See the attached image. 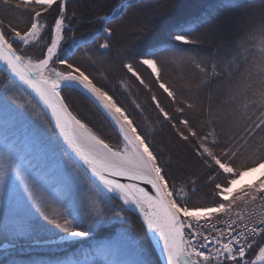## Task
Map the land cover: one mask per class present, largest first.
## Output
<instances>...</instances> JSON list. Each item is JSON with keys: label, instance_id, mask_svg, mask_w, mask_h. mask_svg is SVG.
I'll return each instance as SVG.
<instances>
[{"label": "rangeland", "instance_id": "1", "mask_svg": "<svg viewBox=\"0 0 264 264\" xmlns=\"http://www.w3.org/2000/svg\"><path fill=\"white\" fill-rule=\"evenodd\" d=\"M19 1L32 8L34 16H40L58 5L62 6L63 14L68 0ZM147 1L129 5L123 1V5L113 14L120 16L118 22L108 24L114 16L103 17L104 25L92 31L89 39L76 41L69 51L60 46L64 41L63 32L66 27L61 15L54 28L52 44L41 60L22 54L9 37L7 41L12 43L25 60L40 63L52 53L51 49L54 50L57 26L58 23H63L59 45L45 70L46 77L62 80L75 74L82 82L99 91L103 100L115 109L147 149L159 178H162V185L181 215V224L185 229L202 222L206 223L202 227L204 231H208L209 222L219 224L220 221L223 223L230 220L237 227L248 223L249 231H239L243 233L244 238L242 244H236L235 251L225 249L211 252L210 257L201 259L202 261L193 258L191 260L189 256V264H258V259L264 251V162L240 172L227 188L219 191V196L216 197L218 201L213 202V205H185L184 199L190 194L180 187L170 188L155 156L125 112L109 94L98 88L95 82L70 62L81 46L94 41L97 43L99 40L102 45H106V40L109 39L115 41L114 45L120 46L125 52H137L146 45V40L157 33L162 34L164 30L173 29L176 12L196 2ZM221 14L203 23L191 36H181L179 31H175L177 35L171 40L189 44L200 39L203 46H217L218 42L226 41L241 32L245 33L263 21L264 2L261 5H251L246 11L234 14L231 18L219 17ZM218 23L220 25L216 26ZM0 24L2 27L1 21ZM8 31L24 32L25 29L9 27ZM37 35L38 31L34 29L12 39L18 44L23 45L25 41L32 45ZM142 62L156 75L159 73V67L153 58L143 59ZM130 72L133 73L132 70ZM5 75L0 71V264H8L13 255L39 253L45 254L46 257L37 264H155L150 257V250L141 243L140 237L127 231L132 223L131 214L138 217L139 215L132 212L118 197L91 181L86 173L68 158L38 104ZM67 88L78 90L101 109L97 105L98 102L94 101L95 97L87 96L83 92L84 89ZM67 88L62 89L61 93ZM106 115L119 138L118 145L110 144L81 123L102 143L116 151H122L127 144L121 129ZM146 231L148 233L147 228ZM233 231L234 229L230 233L236 237L238 232ZM148 236L155 248L149 233ZM200 236L198 235L196 246L199 252H205L207 247L201 246ZM155 251L161 264L156 248ZM195 257L199 258L198 255Z\"/></svg>", "mask_w": 264, "mask_h": 264}, {"label": "trees", "instance_id": "2", "mask_svg": "<svg viewBox=\"0 0 264 264\" xmlns=\"http://www.w3.org/2000/svg\"><path fill=\"white\" fill-rule=\"evenodd\" d=\"M123 1L129 5L147 0H68L63 14L58 5L40 16H34L22 1L0 0V21L5 36L22 54L41 60L52 44L61 15L66 27L60 46L67 51L76 41L89 39L104 25L102 18L114 16ZM263 2L196 0L176 12L173 29L146 40L137 52H125L109 39L106 45L99 40L81 46L70 60L129 117L170 188L180 187L192 195L184 199L185 205H213L219 191L240 172L264 162V19L217 46H203L200 39L187 44L171 38L177 35L175 31L191 36L220 13L219 17L231 18ZM119 17L115 14L108 24L118 22ZM9 27L25 31L9 32ZM34 29L38 35L32 45L13 41L12 37ZM146 58L157 62V75L143 64ZM62 94L77 118L110 144L118 145L114 128L88 97L73 88ZM131 218L127 231L140 237L151 259L159 264L145 226L135 214ZM43 257L46 255L41 253L13 255L8 264H37Z\"/></svg>", "mask_w": 264, "mask_h": 264}, {"label": "water", "instance_id": "3", "mask_svg": "<svg viewBox=\"0 0 264 264\" xmlns=\"http://www.w3.org/2000/svg\"><path fill=\"white\" fill-rule=\"evenodd\" d=\"M62 27L64 24L58 23L57 31ZM50 51L52 53L41 62L47 64L46 68L54 54L53 49ZM0 71L38 104L48 117L64 150L88 177L99 186L103 187L104 184L112 188L132 203V206L125 205L141 217L158 252L161 264H189L180 217L161 183L162 178L156 174L154 177L138 175L114 166L100 159L77 139L74 133L75 120L64 105L61 96L62 89L77 86L71 85L67 79L52 80L42 75L32 63L27 62L15 50L11 42L5 39L1 27ZM84 90L87 96L95 97V102L97 99L103 100L99 91L86 82Z\"/></svg>", "mask_w": 264, "mask_h": 264}, {"label": "bare ground", "instance_id": "4", "mask_svg": "<svg viewBox=\"0 0 264 264\" xmlns=\"http://www.w3.org/2000/svg\"><path fill=\"white\" fill-rule=\"evenodd\" d=\"M0 27H1V24H0ZM1 30H2V33H3V36L5 37V39L8 40L7 37L5 36L4 32H3L2 27H1ZM61 33H62V30L60 29L57 33L55 42L53 43L54 52H55V48H57L59 45V42H60L59 34H61ZM32 65L34 68L38 69L42 75H44L45 77L47 76V74L45 72V70H47V68H46L47 64L40 62V63H32ZM67 80H69L71 85H75V86L79 87L80 89H84V83L85 82H82L79 77L68 76ZM61 96L63 98L64 105L72 113V116L75 120L74 133H75L77 139L79 140V142L82 145H84L88 150L90 149L100 159H103L104 161H107L114 166L129 170L131 172H135L138 175H143V176H147V177H154L155 174L158 175L157 171L155 170L154 165L152 163L151 157H150L147 149L143 145V143L134 135V133L131 131V129L128 127V125L120 118V116H118L115 109L112 106L107 105L108 104L107 101H104L102 99L96 100L98 102L97 105L100 106V108L102 109V110L100 109V111L104 115L105 114L109 115L114 120V122L118 125V127H120L123 139L127 144L126 147H124V149L122 151H116V150L110 148L109 146H107L106 144L102 143L98 138H96L90 132V130H88L83 125L84 123L79 118H77V116L73 113V111L71 110V108L69 107L67 102L65 101L62 93H61ZM45 116H46V114H45ZM47 119H48V117H47ZM66 154H67V152H66ZM67 156H68V158H70L71 161H73L68 154H67ZM103 188H105V190L107 192H109L110 194H113L114 196H116V198L118 197V199L123 201L125 204L132 206V203L130 201H128L121 194L114 191L112 188L105 186L104 184H103ZM178 214H179V212H178ZM179 217H180V221H181L180 223H183L181 215H179ZM181 226L183 228V233H184V237H185V230H186L185 226H183L182 224H181ZM186 250H187L188 257H189V252H188L187 247H186ZM258 264H264V251L261 253L260 258L258 259Z\"/></svg>", "mask_w": 264, "mask_h": 264}, {"label": "built area", "instance_id": "5", "mask_svg": "<svg viewBox=\"0 0 264 264\" xmlns=\"http://www.w3.org/2000/svg\"><path fill=\"white\" fill-rule=\"evenodd\" d=\"M204 224L206 223H197L190 227L188 226L185 230V242L191 260L192 258L197 260L208 259L211 252H220L225 249L233 252L236 250V244H242V239L244 238L243 233L239 231H249V227L247 226L248 223H244L241 227H237L230 220H226L223 223L220 221L219 224L209 222L207 223L208 231L202 229ZM233 229V232H238L236 237L234 234L230 233ZM198 235H201V246L203 247L205 245L207 247L205 252H199V248L196 246ZM196 255H198L200 259L195 257Z\"/></svg>", "mask_w": 264, "mask_h": 264}]
</instances>
